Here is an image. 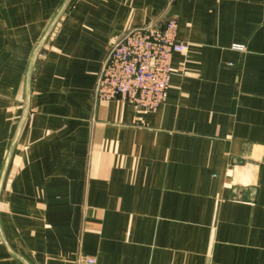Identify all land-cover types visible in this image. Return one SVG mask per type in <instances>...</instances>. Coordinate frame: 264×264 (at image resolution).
<instances>
[{"label": "crops", "instance_id": "0c3cea01", "mask_svg": "<svg viewBox=\"0 0 264 264\" xmlns=\"http://www.w3.org/2000/svg\"><path fill=\"white\" fill-rule=\"evenodd\" d=\"M169 18L165 101H98ZM0 230V264H264V0H0Z\"/></svg>", "mask_w": 264, "mask_h": 264}, {"label": "built area", "instance_id": "2783aa9c", "mask_svg": "<svg viewBox=\"0 0 264 264\" xmlns=\"http://www.w3.org/2000/svg\"><path fill=\"white\" fill-rule=\"evenodd\" d=\"M177 34L174 18L125 31L103 63L95 98L98 101L119 99L139 110L157 109L166 98L174 53L188 48V44L178 41ZM87 262L95 264L93 259Z\"/></svg>", "mask_w": 264, "mask_h": 264}, {"label": "water", "instance_id": "95a60500", "mask_svg": "<svg viewBox=\"0 0 264 264\" xmlns=\"http://www.w3.org/2000/svg\"><path fill=\"white\" fill-rule=\"evenodd\" d=\"M66 12H67V4L61 10H59V12L55 15V17L50 22L47 32L45 33L43 41L41 42L40 45H42L43 43H45L46 41L50 39V37L52 36L56 28L60 25V23L64 19ZM40 47L36 50L35 56L39 55L41 51ZM1 238L4 240V237L2 236V234H1Z\"/></svg>", "mask_w": 264, "mask_h": 264}, {"label": "rangeland", "instance_id": "374dc122", "mask_svg": "<svg viewBox=\"0 0 264 264\" xmlns=\"http://www.w3.org/2000/svg\"><path fill=\"white\" fill-rule=\"evenodd\" d=\"M236 48L242 50V49H244V46H243V45H237ZM89 259H93V258H89ZM89 259H87V261H88ZM93 260H94V259H93ZM87 263H88V262H87ZM95 263H96V260H95Z\"/></svg>", "mask_w": 264, "mask_h": 264}]
</instances>
